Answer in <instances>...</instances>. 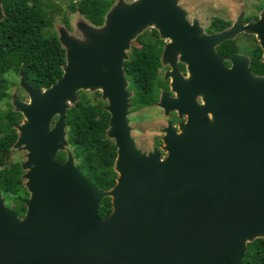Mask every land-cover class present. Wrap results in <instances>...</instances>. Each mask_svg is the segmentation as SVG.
Listing matches in <instances>:
<instances>
[{"label":"water","instance_id":"water-1","mask_svg":"<svg viewBox=\"0 0 264 264\" xmlns=\"http://www.w3.org/2000/svg\"><path fill=\"white\" fill-rule=\"evenodd\" d=\"M148 27L171 41L162 64L171 67L165 79L175 96L163 91L156 106L186 121L170 124L161 149L146 154L129 125L133 93L124 62ZM82 31L84 41L61 31L66 64L50 88L20 74L30 102L14 97L24 117L15 146L28 151L23 177L31 196L19 217L0 189V264H241L247 244L264 238V75L253 74L248 56L226 58L217 47L245 31L256 36L264 62V12L208 35L178 0H138L114 7L104 27ZM93 90L108 101L107 136L117 147L118 177L108 191L93 185L73 153L56 161L70 145L68 110L80 91ZM106 197L112 212L101 218Z\"/></svg>","mask_w":264,"mask_h":264},{"label":"trees","instance_id":"trees-1","mask_svg":"<svg viewBox=\"0 0 264 264\" xmlns=\"http://www.w3.org/2000/svg\"><path fill=\"white\" fill-rule=\"evenodd\" d=\"M4 19L0 22V103L7 109L0 111V167L5 156L10 153L18 140L17 126L22 122V114L11 105L10 89L13 82L10 75L27 76L30 84L39 90L50 88L63 75L66 64V49L58 36L47 35L45 31L53 23L54 9L46 0H1ZM113 5V0H79L71 4L72 11L84 16L93 26L101 27ZM140 47H133L129 60L124 63L128 89L133 93L132 110L137 112L155 106L161 91L168 90L167 82L160 79L163 67V40L154 30L148 36L137 38ZM217 51L230 57L236 53H246L250 69L254 75H264L263 50L259 43L253 48H240L237 40H229L217 47ZM183 69L184 66H181ZM79 100L67 113V135L77 166L98 189H112L118 177L115 171L117 147L107 136L110 114L104 109L106 103L93 104L80 91ZM100 97V93L97 94ZM161 141L157 140L159 147ZM67 153L61 151L56 157L63 164ZM24 170L0 169V189L8 207L11 200L19 217H24L28 192L24 187ZM112 212V199L102 200L98 214L101 218ZM264 261V238L247 244V253L241 264H261Z\"/></svg>","mask_w":264,"mask_h":264},{"label":"rangeland","instance_id":"rangeland-1","mask_svg":"<svg viewBox=\"0 0 264 264\" xmlns=\"http://www.w3.org/2000/svg\"><path fill=\"white\" fill-rule=\"evenodd\" d=\"M78 1L79 0H46V2L50 4L51 7L54 9L53 23L51 27L45 31L47 35H56L60 40L61 31H66L70 36L76 39H79L81 41L85 40L82 27L84 25H89L92 27L93 25L80 13L71 10L70 8L71 4L78 3ZM137 1L138 0H113V5L110 11L114 7L116 8L121 5H132ZM260 1L261 0H178V5L184 10H186L190 16H193L194 19H197L194 20L193 22H197L198 24L201 23L199 27L202 29L203 33L205 34L206 33L205 27H207V25L209 24V20L212 14L208 13L206 16L202 17L199 15L201 14L200 9L207 11L210 6H213V9L216 10V13H221L227 18H231L234 21L233 24L234 26L240 18L243 19L246 15L250 14L251 12H256L254 7L257 4H259ZM263 12L264 10L261 12L260 17L263 14ZM198 16L201 17L200 19L202 21H204L203 23L199 20ZM101 27H104V25ZM154 29L156 28L155 27L146 28L140 33V35H138L135 39L131 41L129 49L127 50L128 58L127 60H125V62L129 60V53L131 52L132 48L140 47V43L138 42L137 38L142 35L148 36L149 34H152V31ZM245 34H250V33L242 31L237 35L240 36L239 42L247 41V39H244ZM163 40H165L167 44L171 42L169 39H163ZM168 67L171 69L169 65H165L161 68L160 79L165 77L166 73L169 71V70L167 71ZM10 78L13 82V85L11 86L10 89L11 98L9 100L11 102V105L15 109L13 105L14 97L18 98L21 102L29 103L30 96L20 86V76L10 75ZM82 92L87 96V98L93 104L97 103L98 101H103L106 103V105L108 104V101L103 100L102 91L93 90V91H82ZM98 93H100V97L97 95ZM168 95L169 97H174L171 94ZM198 101L200 102V99H198ZM6 109H7L6 103L1 102L0 111H5ZM128 118H129V125L132 128V137L134 138L136 145L140 150H142L146 154H149L153 152L155 149H161L162 145H164L161 138L164 136V129H166L169 126V123L171 122V115L167 116L164 110L158 106H153L146 109L144 108L137 112H134L131 107ZM56 119L58 120V117L54 119L53 124L57 121ZM179 121L182 123L181 119H179ZM66 139L68 140V135ZM157 140L161 141V145L159 147L156 146ZM64 150L65 152L67 151L73 153V148L70 145L65 146L63 151ZM27 155H28V151L25 149V146L13 147L10 153H8L5 156L4 166L0 167V169H5L9 171L15 170L16 168L19 167L23 169L24 164L28 160ZM166 155L167 154L163 152V157H166ZM75 162L77 164L76 160ZM27 172L28 170L25 169L23 176ZM23 179H24V187L28 192V199H29L31 193L29 192L27 186L28 179H26L25 177H23ZM3 199L5 200L4 197ZM9 203L11 204V207H9L11 209H13V207L17 205V202L15 200L14 201L11 200Z\"/></svg>","mask_w":264,"mask_h":264},{"label":"flooded vegetation","instance_id":"flooded-vegetation-1","mask_svg":"<svg viewBox=\"0 0 264 264\" xmlns=\"http://www.w3.org/2000/svg\"><path fill=\"white\" fill-rule=\"evenodd\" d=\"M264 1L261 0L259 4H257L254 8L256 10V12H251L250 14L246 15L244 18H243V21H244V24L247 25L251 22H256L260 19V14L261 12L264 10ZM201 11V14H199L200 16H206L208 13L212 14L211 17H210V20H209V24L207 25V27H205V32L208 34V35H211V34H215V33H219V32H222L230 27L233 26L234 24V21L231 19V18H227L225 17L223 14L221 13H216V10L213 9V6H210L209 9L207 11H204L203 9H200ZM186 12V18L187 20L193 24V21L194 20H197V19H194L193 16H190L188 14V12L185 10ZM200 16H198L199 20L203 23L204 21H202L200 18ZM189 17H192V18H189ZM198 20V21H199ZM237 20V19H236ZM199 21V22H200ZM201 24V23H200ZM199 24V25H200ZM156 30V29H154ZM153 30V31H154ZM152 31V33H153ZM242 35V34H241ZM239 37L238 36L235 40H237L238 42V45L240 48L244 49V48H248V49H253L257 44H258V41L256 39V36L255 35H251V34H245L244 35V39H247V41H244V42H239ZM161 38V37H160ZM163 44H164V47L166 46L167 42L165 40H163ZM236 54H241V55H245L247 56V54L244 52V53H236ZM223 55V54H221ZM235 55V54H234ZM224 56V55H223ZM233 56V55H232ZM226 58H229L227 56H224ZM231 57V56H230ZM226 65L228 67H231V64L230 62L226 61ZM178 66H179V69L180 71L182 72L183 76H187V70H186V65H184L183 63L181 62H178ZM181 66H184V68L182 69ZM170 71L171 69L168 67L167 71ZM164 80L167 82V85H168V90H162L161 91V94L163 91H165L167 94H171L172 96H175L174 93L171 92V87H170V82H171V79H168L166 80L165 77H164ZM156 106V105H155ZM171 115V122L169 123L172 124L174 126L175 129H178V126L179 124L181 123L179 121V118H178V115L176 112H173L170 114ZM23 115H22V122H23ZM57 120V119H56ZM182 122H185L186 121V118H183L181 119ZM21 122V123H22ZM18 132V131H17ZM18 138H19V133H18Z\"/></svg>","mask_w":264,"mask_h":264}]
</instances>
